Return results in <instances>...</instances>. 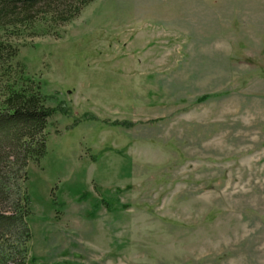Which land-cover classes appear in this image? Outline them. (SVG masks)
I'll return each mask as SVG.
<instances>
[{
	"label": "rangeland",
	"instance_id": "1",
	"mask_svg": "<svg viewBox=\"0 0 264 264\" xmlns=\"http://www.w3.org/2000/svg\"><path fill=\"white\" fill-rule=\"evenodd\" d=\"M14 30L59 108L28 264H264V0H93Z\"/></svg>",
	"mask_w": 264,
	"mask_h": 264
},
{
	"label": "trees",
	"instance_id": "2",
	"mask_svg": "<svg viewBox=\"0 0 264 264\" xmlns=\"http://www.w3.org/2000/svg\"><path fill=\"white\" fill-rule=\"evenodd\" d=\"M91 1L0 0V264H28L32 205L24 183L29 161L39 162L47 153L48 120L59 110L47 103L42 82L27 74L26 64L17 60L19 46L3 33L34 24L39 14L69 22ZM61 110L70 115L66 107Z\"/></svg>",
	"mask_w": 264,
	"mask_h": 264
}]
</instances>
